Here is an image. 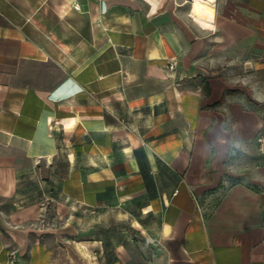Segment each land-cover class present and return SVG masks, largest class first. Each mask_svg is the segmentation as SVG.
I'll return each instance as SVG.
<instances>
[{
    "label": "crops",
    "instance_id": "1",
    "mask_svg": "<svg viewBox=\"0 0 264 264\" xmlns=\"http://www.w3.org/2000/svg\"><path fill=\"white\" fill-rule=\"evenodd\" d=\"M194 2L0 0V264H264V0Z\"/></svg>",
    "mask_w": 264,
    "mask_h": 264
},
{
    "label": "rangeland",
    "instance_id": "2",
    "mask_svg": "<svg viewBox=\"0 0 264 264\" xmlns=\"http://www.w3.org/2000/svg\"><path fill=\"white\" fill-rule=\"evenodd\" d=\"M88 212V211H83ZM108 212H115L110 210ZM127 212H140L138 211H129ZM87 214V213H86ZM93 218H87L86 223H83V227L88 230L83 233V237L89 239H99L102 241L103 245L107 243L109 238L117 237L123 229H128L125 221L119 219L115 220L113 217H106L104 220H101L99 223H93ZM89 223V225H87ZM90 226V229H87Z\"/></svg>",
    "mask_w": 264,
    "mask_h": 264
},
{
    "label": "built area",
    "instance_id": "3",
    "mask_svg": "<svg viewBox=\"0 0 264 264\" xmlns=\"http://www.w3.org/2000/svg\"><path fill=\"white\" fill-rule=\"evenodd\" d=\"M75 9H77V6H74ZM175 67V62L174 61H170L167 68L169 70H173ZM257 142V147L259 151H263L264 150V136L260 135L257 137L256 139ZM9 264H15V256L13 253H11V258L9 260Z\"/></svg>",
    "mask_w": 264,
    "mask_h": 264
},
{
    "label": "bare ground",
    "instance_id": "4",
    "mask_svg": "<svg viewBox=\"0 0 264 264\" xmlns=\"http://www.w3.org/2000/svg\"><path fill=\"white\" fill-rule=\"evenodd\" d=\"M194 1L199 4V15H198V18L200 20H204V18H207V16H209L211 14V11L204 6L206 4H204L203 1L204 2H208L210 4V3H213L215 0H194Z\"/></svg>",
    "mask_w": 264,
    "mask_h": 264
}]
</instances>
